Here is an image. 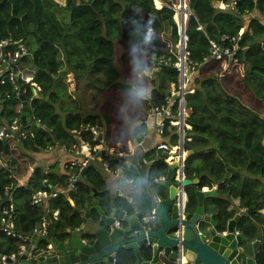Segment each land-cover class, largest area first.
Wrapping results in <instances>:
<instances>
[{
  "label": "trees",
  "instance_id": "trees-1",
  "mask_svg": "<svg viewBox=\"0 0 264 264\" xmlns=\"http://www.w3.org/2000/svg\"><path fill=\"white\" fill-rule=\"evenodd\" d=\"M175 3L66 0L61 6L54 0H0V42L9 41L10 51L26 50L21 66L40 89L35 96L34 89L22 83L16 94L9 85L1 87L3 94L13 96L0 100V129L17 121L18 130L13 138L0 140V208L14 206L17 233L32 238L45 219L50 221L45 239L60 238L66 228L79 225L84 200L92 192L108 210L111 195L103 163L113 171L121 169L130 186L143 179L155 189L168 176L169 155L164 151L138 152L126 159L106 155L101 161L95 156L82 173L86 180L78 184V192L33 206L35 194L65 188L71 171L58 174L36 167L26 186H21L16 165L20 153L50 154L49 149L57 145H79L74 134L78 131H82L81 140L93 148L98 143L85 131L88 127H99L104 145L125 153L128 142H143L148 112L165 106L171 86L179 81L174 67L177 26L171 10ZM188 9L193 15L187 28L193 69L189 91L193 93L185 103L190 129L185 130L184 150L190 156L184 175L200 182L187 190V212L194 214L198 209L197 191L215 189L217 197L204 202L205 213L216 215L218 229L225 231L228 222L245 210L238 232L255 241L264 227V0H188ZM222 35L238 38L237 52L231 59L206 62L210 41ZM160 59H170L171 65H159ZM184 67L182 54V73ZM68 75L76 92L81 85L95 91L97 113L84 115L71 99ZM184 116L179 120L181 128ZM171 135L177 142V128L166 125L162 138ZM178 151L182 159L181 145ZM45 180L48 186L43 188ZM235 201L239 206L230 211ZM117 204L133 214V205L126 200L118 199ZM55 212L57 221L52 219ZM262 238L260 264H264ZM20 245L0 227V257L17 254ZM142 257L145 262L152 260L150 251ZM117 264H137V258L130 252Z\"/></svg>",
  "mask_w": 264,
  "mask_h": 264
},
{
  "label": "water",
  "instance_id": "water-1",
  "mask_svg": "<svg viewBox=\"0 0 264 264\" xmlns=\"http://www.w3.org/2000/svg\"><path fill=\"white\" fill-rule=\"evenodd\" d=\"M184 3L181 0L179 5ZM102 140L101 133L97 141ZM105 154L103 151L101 156ZM189 156L187 153L186 160ZM180 165L170 164L168 176L158 181L155 189L147 188L146 194L139 196L140 201L132 202V215L117 201H111L105 210L100 202L92 200V193L84 200L86 210L81 212L76 228H66L60 238L45 239L39 236V227L32 247L17 264H117L130 252L135 254L137 264H260L263 238L259 235L250 241L239 233L240 215L228 222L225 231H220L217 216L205 213L204 202L217 197L215 189L196 192L198 209L194 214L183 208L180 191L187 195V190L200 181L186 179L184 169L180 180ZM144 251L151 252L150 262L144 261Z\"/></svg>",
  "mask_w": 264,
  "mask_h": 264
},
{
  "label": "built area",
  "instance_id": "built-area-1",
  "mask_svg": "<svg viewBox=\"0 0 264 264\" xmlns=\"http://www.w3.org/2000/svg\"><path fill=\"white\" fill-rule=\"evenodd\" d=\"M184 6H180L179 3L181 0H178L177 4L174 5L171 10L174 13V21L177 26V35H178V42L176 45L177 53H178V62L174 64V67L178 71L179 81L178 85H172L170 89V95L166 99V105L160 108L152 109L148 112L147 120L148 119H155L156 127L155 131L156 134L162 138L164 135L166 125L177 128V146L176 152L174 153L175 158H172L171 152L168 151L172 148L167 144H162L159 148L160 151L167 152L169 157L166 160L171 161V164L174 162H179L183 169L185 168L186 162V152L184 150V143L186 139L185 130L189 127L186 124L187 118V111L185 109L186 103V96L188 94H192L193 91H189V83L193 76V69L190 67L189 62V53L187 51V44H188V36H187V28L188 23L193 15H190V10L188 9V0H184ZM181 7V12L177 10V7ZM220 9L224 10L225 6L223 4L219 5ZM178 17V19H176ZM181 26L184 29H181ZM198 30H202L199 28ZM238 38L230 37L228 35H222L219 40L217 41H210V52L209 56L205 59L206 62L209 61H221L223 59H231L235 53L237 52V43ZM183 42V59H184V72L182 76L181 72V64H182V51L181 45ZM10 47L9 41H2L0 42V100H11L12 94L7 93L3 94L1 92V87H5L7 85L13 87V92L16 94L20 92L19 85L20 83L24 84L25 86H31L34 90V95L38 96L40 89L34 83L33 77L27 73L26 68L21 66V59L27 55L26 50L22 47L15 51H10L7 48ZM159 65L169 66L171 65V60L168 59H160ZM182 79V84L180 80ZM19 99V95H18ZM183 102V106H182ZM174 108L176 111L174 112ZM185 114L183 124L184 127L181 128L179 120L181 119V115ZM37 124H40V121L37 120ZM18 130V122L15 121L11 124L10 127L7 129L3 128L0 129V140L3 141L5 139L13 138L14 132ZM86 132L91 133L94 137V141L98 143V145L94 146L93 148L88 144L81 140V133L82 131L74 132L76 135V139L79 140V146H73L71 148H67L66 146L57 145L56 147L50 148L49 153H55L57 151L61 152L63 155L67 157L66 163L63 165L64 171H71L68 178H67V185L65 188H57L52 190V192L48 193L46 191L39 192L34 195L32 200V205L37 206L45 203L46 201L57 199L60 196L66 195L67 192H78V184L85 182V177L82 176V173L85 169L88 168L89 163L91 160L95 159V156L98 154V149L104 151L107 155L115 156L119 159H126L127 153L123 152L121 149L117 150L115 148H103L104 145V133L99 127L94 128H86ZM182 133V139L180 134ZM103 134V140L101 142L97 141L98 135ZM24 135V133L22 134ZM183 150L184 158H179V147ZM87 152L88 154L85 155ZM105 154V155H106ZM173 161V162H172ZM1 165V162H0ZM103 170L108 176L116 177L118 176L122 170L117 169L115 171L111 170L108 163L102 164ZM48 186L47 181L42 182V187L46 188ZM187 196L186 194L183 197L182 205L183 208L187 206ZM54 219L57 221L58 219V212L53 213ZM15 219H16V210L13 205H5L0 208V227L1 231L7 236L14 240H18L21 245L18 250L17 254H13L10 256H2L0 257V264H17L19 258H21L26 251H28L32 247V238L21 235L15 231ZM41 231L39 233L40 237L45 238L48 234L47 228L48 223L43 220L41 224ZM36 233V232H35ZM35 235V234H34ZM50 249V247H49Z\"/></svg>",
  "mask_w": 264,
  "mask_h": 264
},
{
  "label": "crops",
  "instance_id": "crops-1",
  "mask_svg": "<svg viewBox=\"0 0 264 264\" xmlns=\"http://www.w3.org/2000/svg\"><path fill=\"white\" fill-rule=\"evenodd\" d=\"M61 2H62L61 0H58L56 3L61 5V6H64V4L61 3ZM243 31H244V29L240 32V35L243 34ZM68 76L70 77V75H68ZM155 127H156L155 119H148L146 121L147 131H146V134L144 136L143 142L141 144L128 142V144H127V151L126 152H127V157L128 158L133 157L138 152L142 153V152H148V151H151V150L160 151L159 148L162 146V144H167L168 146L172 147L170 149L168 147V151L173 153V154H171V156L174 155V153L176 152V148L173 147V146H176L177 142H175V140H172V136L173 135H171L167 139H163V138L159 137L156 134ZM188 129H190V128H188ZM174 143H176V144H174ZM79 144H80V142H79ZM76 146H79V145H76ZM105 147L106 146L103 145V148H105ZM102 152L103 151L101 149H98V154L96 155V160H98L99 156L102 159V156H101ZM87 154L88 153L86 152L85 155H87ZM48 155L50 156L52 161L47 165L46 170L50 171V170L55 168V165L57 163H60L61 164V168H59L55 172L58 173V174H63V165L66 163L67 157L65 155H63L61 152H59V151H57L55 153H50ZM172 158H175V155ZM166 163L168 164V166H170L171 161H167ZM182 169H183V167L179 168L178 174H177V177L180 180L182 179V175H181ZM30 175H31V173L29 174L28 179H29ZM106 176H108V175H106ZM108 180H109L108 181V186H109L108 189H109V192H110V195H111V201H117L120 198V199L126 200L129 204H132L133 201H136L137 197L145 195L147 188H149L148 184L143 179H139L138 182L135 185L130 186L131 182L126 181V178L124 177L123 172H121L116 177L108 176ZM150 190H152V189H150ZM206 190H209V189H206ZM92 193H94V197L92 198V200L100 202V200H99L98 196L96 195V193L95 192H92ZM181 194L182 193H180V196H181ZM187 201H188V197H187ZM238 206H239V201H235L234 204H233V207L230 208V211H232L233 209L236 210L238 208ZM90 209H91V212L95 214L94 207L90 206ZM84 210H86V209H84ZM245 214H246L245 210H240L238 212V215H240V217L244 216ZM262 214H264V211L262 212ZM52 219L54 221H56L54 219L53 215H52ZM47 223H48V226H49L50 221L49 222L47 221ZM259 232H260V235L263 237L264 236V227H260L259 228Z\"/></svg>",
  "mask_w": 264,
  "mask_h": 264
},
{
  "label": "rangeland",
  "instance_id": "rangeland-1",
  "mask_svg": "<svg viewBox=\"0 0 264 264\" xmlns=\"http://www.w3.org/2000/svg\"><path fill=\"white\" fill-rule=\"evenodd\" d=\"M54 1L57 2L58 0H54ZM61 1H62L61 3L65 5L66 0H61ZM175 2L176 5L178 0H175ZM178 8L181 7H177V10ZM176 19H178V17H176ZM70 77L66 76V83L68 87V93L71 96V99L77 102V105L80 106V110L84 115L97 113L99 105H98V98L94 93L95 91L86 90L84 89V86L81 85L79 92H76V85L72 80V77L71 78ZM71 105L73 106V104ZM51 161L52 160L48 154L41 153L38 155H31L29 153H20V157H18L17 165H16V167L18 168L17 176L19 177L18 180L20 181L19 185L25 186L27 184L29 180L28 176L30 173H32V170L34 168L41 167L43 170H46L47 165ZM59 168H61V164L57 163L53 170L57 171Z\"/></svg>",
  "mask_w": 264,
  "mask_h": 264
},
{
  "label": "bare ground",
  "instance_id": "bare-ground-1",
  "mask_svg": "<svg viewBox=\"0 0 264 264\" xmlns=\"http://www.w3.org/2000/svg\"><path fill=\"white\" fill-rule=\"evenodd\" d=\"M178 10H179V12H181V11H182V10H181V8H178ZM182 29H184V28H182ZM183 45H184V44H183V42H182V45H181V48H182V49H181V51H182V54H183V48H184V47H183ZM180 67H181V66H180ZM182 75H183V73H182ZM183 158H184V157H183ZM183 158H182V159H183ZM180 168H181V165H180ZM180 193H182V194H183V193H184V191H183V190H181V191H180ZM182 194H181V196H182ZM72 218H73V217H72ZM69 226H70V225H69ZM55 230H56V229H55ZM55 230H54V231H55Z\"/></svg>",
  "mask_w": 264,
  "mask_h": 264
},
{
  "label": "clouds",
  "instance_id": "clouds-1",
  "mask_svg": "<svg viewBox=\"0 0 264 264\" xmlns=\"http://www.w3.org/2000/svg\"><path fill=\"white\" fill-rule=\"evenodd\" d=\"M187 196V195H186ZM186 208H187V206H186Z\"/></svg>",
  "mask_w": 264,
  "mask_h": 264
}]
</instances>
